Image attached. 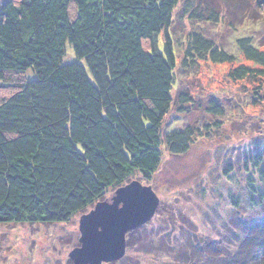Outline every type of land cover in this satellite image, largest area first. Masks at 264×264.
Returning a JSON list of instances; mask_svg holds the SVG:
<instances>
[{
    "label": "trees",
    "instance_id": "obj_1",
    "mask_svg": "<svg viewBox=\"0 0 264 264\" xmlns=\"http://www.w3.org/2000/svg\"><path fill=\"white\" fill-rule=\"evenodd\" d=\"M181 5L192 22L218 21L208 4L201 12L187 0H0V224H67L135 176L150 183L164 145L184 155L208 135L186 126L163 140L174 103L185 114L196 102L186 91L174 98L177 71L238 56L195 28L178 46ZM257 6L264 12V0ZM235 45L252 65L230 69L229 80H262V46L252 36ZM68 48L74 62H64ZM263 98L259 88L252 101ZM206 111L225 115L216 100ZM263 160L246 158L245 184L216 218L198 215L188 229L167 219L154 247L164 263L264 264ZM150 222L127 235V251Z\"/></svg>",
    "mask_w": 264,
    "mask_h": 264
},
{
    "label": "rangeland",
    "instance_id": "obj_2",
    "mask_svg": "<svg viewBox=\"0 0 264 264\" xmlns=\"http://www.w3.org/2000/svg\"><path fill=\"white\" fill-rule=\"evenodd\" d=\"M187 2L201 12L208 4L218 21L192 22L185 14L181 15V5L174 14V42L180 46L186 34L195 28L236 53L238 61L223 65L201 63L198 70L191 73L177 71L174 98L186 91L196 102L185 114L180 113L174 103L163 127V140L165 133L186 126L200 128L208 135L198 137L184 155H171L164 145L162 163L152 181L146 182L140 176L131 179L153 187L161 200L163 214L153 218L144 232L135 233L124 260L110 264H167L160 257L159 248L154 249L162 240L165 232L160 231L168 224L167 219L173 216L178 223H186L184 226L188 229L191 222L195 227L198 225V215L202 219L216 218V213L223 212L227 205L225 199L230 192L237 193V189L244 186L246 158L260 152L264 159V98L260 103L252 101L257 89L264 92V78L236 82L227 76L230 69L241 63L252 65L238 55L237 38L252 36L256 45L264 49V12L257 6V0ZM203 14L208 16L206 12ZM74 61V54L68 48L64 62ZM212 100L223 107V117H214L206 111ZM112 192H108L106 198ZM81 216H75L67 224H0V264H70L69 261L73 264L69 253L79 246ZM182 217L187 221L182 222ZM178 234L174 237L179 240Z\"/></svg>",
    "mask_w": 264,
    "mask_h": 264
},
{
    "label": "water",
    "instance_id": "obj_3",
    "mask_svg": "<svg viewBox=\"0 0 264 264\" xmlns=\"http://www.w3.org/2000/svg\"><path fill=\"white\" fill-rule=\"evenodd\" d=\"M161 200L151 185L133 180L96 203L79 220V246L69 253L73 264H110L127 253V235L150 222Z\"/></svg>",
    "mask_w": 264,
    "mask_h": 264
}]
</instances>
